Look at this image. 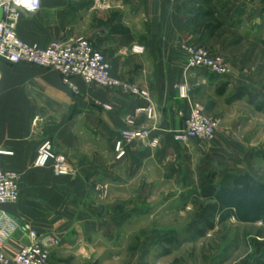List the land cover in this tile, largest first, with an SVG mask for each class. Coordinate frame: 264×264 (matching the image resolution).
<instances>
[{"label": "crops", "instance_id": "0c3cea01", "mask_svg": "<svg viewBox=\"0 0 264 264\" xmlns=\"http://www.w3.org/2000/svg\"><path fill=\"white\" fill-rule=\"evenodd\" d=\"M237 22L251 31L263 29L264 0H42L38 12L21 11L16 32L23 41L47 48L56 41L87 39L106 56L113 77L150 92L156 105L152 137L159 144L136 141L128 157L117 161L121 132L147 124L145 116L127 123L147 105L143 99L80 79L72 92L54 70L0 60V164L20 175L21 191L17 203L0 207L7 215L0 219L3 251L15 257L32 242L28 231L34 230L48 247L51 264H98L110 225L118 227L109 222L101 197L139 190L141 175L125 174L126 166H139L157 149L195 143H176L170 135L185 126L193 87L225 80L189 69L183 47L202 46L236 64L227 53L238 44L226 37ZM217 23L223 27L216 30ZM135 46L144 53H133ZM197 72L215 78L207 81ZM179 85L190 89L188 100L181 99ZM45 142L67 159L71 175L55 177L51 167H34Z\"/></svg>", "mask_w": 264, "mask_h": 264}, {"label": "rangeland", "instance_id": "374dc122", "mask_svg": "<svg viewBox=\"0 0 264 264\" xmlns=\"http://www.w3.org/2000/svg\"><path fill=\"white\" fill-rule=\"evenodd\" d=\"M239 24L226 37L238 44L227 53L236 64L224 54L229 79L193 87L194 106L220 120L215 139L163 147L139 166H126L125 174L141 175L139 190L101 197L118 227L110 225L98 264H264V219L246 218L250 202H218L239 176L264 184V112L249 97L233 101L246 89L264 103V27L256 32Z\"/></svg>", "mask_w": 264, "mask_h": 264}, {"label": "built area", "instance_id": "2783aa9c", "mask_svg": "<svg viewBox=\"0 0 264 264\" xmlns=\"http://www.w3.org/2000/svg\"><path fill=\"white\" fill-rule=\"evenodd\" d=\"M41 4L42 0H0V9L4 13L0 21V60L15 65L26 63L54 70L60 74L64 86L72 92L78 91L75 81L80 79L89 86L117 89L131 97L143 99L147 105L138 107L134 118H130L127 123L133 125L137 117L145 116L147 124L139 129L121 132L120 139L115 142L116 160H125L128 157V147L136 141L157 147L159 139L152 137L154 127L151 123L156 120V105L151 93L113 77L106 56L89 40L79 38L68 42L56 41L47 48H41L19 38L16 28L21 11L38 12ZM132 51L135 54H143L144 48L135 46ZM183 53L189 69H204L222 78H229L232 74L231 65L221 55L214 56L202 47L191 45H185ZM178 91L181 99H189L190 89L186 85H179ZM105 109L111 108L106 106ZM219 128V119L208 116L202 108L193 106L184 128L172 134L173 140L180 144H187L191 140L210 142L215 139ZM34 167L36 169L51 167L55 177H67L72 174V167L67 159L55 153L50 142H45L39 148ZM20 196V175L4 170L0 164V207L17 203ZM0 219H7L1 208ZM28 233L32 242L20 248L15 257L8 256L0 245V264H51L48 247L38 240L34 230H29Z\"/></svg>", "mask_w": 264, "mask_h": 264}, {"label": "trees", "instance_id": "16d2710c", "mask_svg": "<svg viewBox=\"0 0 264 264\" xmlns=\"http://www.w3.org/2000/svg\"><path fill=\"white\" fill-rule=\"evenodd\" d=\"M221 27H223V24L217 23V27L215 29L218 30ZM244 97L250 98L251 103L256 106L257 111L264 112V103L257 102L255 97H253L246 89H240L238 94L233 98V101ZM170 136L173 140V135ZM214 193L215 189L213 188L206 193V196L212 197ZM221 193L222 194L218 197V202L221 205L236 206L238 202H241L244 206L248 205L250 202L251 207L246 212V218L255 217L257 219H264V184L257 183L246 176H239L236 178L233 188L224 189Z\"/></svg>", "mask_w": 264, "mask_h": 264}, {"label": "water", "instance_id": "95a60500", "mask_svg": "<svg viewBox=\"0 0 264 264\" xmlns=\"http://www.w3.org/2000/svg\"><path fill=\"white\" fill-rule=\"evenodd\" d=\"M3 17H4L3 10L0 9V21L3 19Z\"/></svg>", "mask_w": 264, "mask_h": 264}]
</instances>
